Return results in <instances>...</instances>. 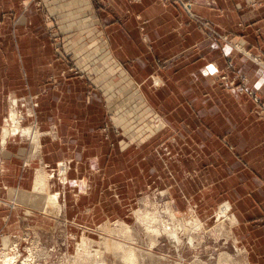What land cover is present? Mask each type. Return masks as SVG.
<instances>
[{
    "label": "crops",
    "instance_id": "0c3cea01",
    "mask_svg": "<svg viewBox=\"0 0 264 264\" xmlns=\"http://www.w3.org/2000/svg\"><path fill=\"white\" fill-rule=\"evenodd\" d=\"M221 34L264 62V0H0V230L20 229L19 210L48 223L52 192L78 229L165 191L205 224L226 200L235 249L264 264V115L251 95L264 103V67ZM13 111L39 131L34 153L3 141Z\"/></svg>",
    "mask_w": 264,
    "mask_h": 264
},
{
    "label": "rangeland",
    "instance_id": "374dc122",
    "mask_svg": "<svg viewBox=\"0 0 264 264\" xmlns=\"http://www.w3.org/2000/svg\"><path fill=\"white\" fill-rule=\"evenodd\" d=\"M183 5L189 10L186 2ZM219 36L223 40L231 41L237 51L251 57L264 67V62L260 61L253 51L244 48L240 40H233L228 34ZM220 78L232 91H240L245 87L242 79L229 78L225 73L221 74ZM251 95L257 113L264 115V103L254 94ZM19 123L22 126H29L30 129L33 127L30 123ZM28 137L20 138L29 143L31 147L29 152L34 153L36 147ZM62 174L59 176L61 181L65 180ZM167 195L165 191L156 190L150 194H138L135 202L126 212L119 211L117 206L110 204L107 206L109 216L102 220L103 222L82 224L78 229L75 226H67L62 215L63 203L60 200L55 206L46 204V207L41 209L42 215L56 216L47 217L51 218L50 221L48 223L42 221L41 225L28 219L37 217L32 210H19L21 227L18 234L20 237L24 236L20 243L24 252L22 258H30L25 264H98L94 261L93 255L99 252L105 264H245L244 258L234 247L230 221L226 217L229 214L222 216L218 213L219 207L226 200L217 204L211 223L202 222L203 225L199 227L193 224L185 226L179 225L178 219L182 222L189 220L191 218L189 213L178 214ZM13 201L4 202L9 204L7 205L9 208H13L15 207L12 205ZM173 212L176 219L172 217ZM194 216L199 219L195 214ZM159 219L164 223L174 221L172 228L176 224L175 232L179 230L176 233L178 236L168 234V229L164 231L156 228L157 232L154 233L148 230L149 225L157 227V223L151 222ZM9 234L11 235L7 230H0V264H3V252L11 245L9 237L12 235ZM112 243L118 244L113 246ZM128 248L134 254L128 255ZM127 255L132 257L131 262L127 261Z\"/></svg>",
    "mask_w": 264,
    "mask_h": 264
},
{
    "label": "bare ground",
    "instance_id": "6f19581e",
    "mask_svg": "<svg viewBox=\"0 0 264 264\" xmlns=\"http://www.w3.org/2000/svg\"><path fill=\"white\" fill-rule=\"evenodd\" d=\"M14 117H15V113L13 111V112L10 113L8 119L11 118L14 123H13V125H9L8 128H5L4 127V129H3V136H2L3 141H6V138L8 137L7 135H9V137L15 136V134L18 135V136H20V137L23 136V135H26V136H23V137H28V135H30V137H28V138L29 139L31 138V141L34 143V145H35V147L37 149L38 144L40 142L39 141L40 140L39 139V136H40L39 131L36 130V129H32V128L30 129V127L29 126H26V125L25 126H22V124L19 123L20 122L19 121V118L16 116L15 119H14ZM3 141H2V143H3ZM44 173H39V174L36 175L35 180H34V187H33L34 190H39V189L40 190L41 189L43 190L44 189L45 183H46V180H47V175H45ZM46 186H47V184H46ZM47 198H48L47 204L52 205V206H55L56 205V202H57L56 201V199H57V195L56 194H54V193H48L47 194ZM229 210H230L229 203L226 201V202L223 203L222 206L219 207L218 213H220L222 216L223 215L225 216V215L229 214ZM171 214H172V217L175 218L174 212L171 213ZM194 214H195L194 211L191 210L189 212V214H188L191 217V218H189V220H187V221L185 220V221L182 222L181 220L178 219L179 225L181 224V225H185L186 226L187 224H193V225H198V227L200 225L202 226L203 225L202 224V221L200 219H197L194 216ZM183 215H185V214H183ZM226 217L229 218V221H231V223L233 222V219H231V215L230 216H226ZM173 222H168V223L166 222V223H164V221H162L160 219L159 220H156V221L153 220L151 223L152 224H156L157 223L158 225H157V227H154L152 225H149V229L148 230L153 231V233H154V231L157 232L156 228H158V229L160 228L161 230H164V231L166 229H168L167 230L168 231V234L173 235V236H176L177 235L176 233L179 230L175 232L176 224H175V227L172 228V225H174ZM180 228H181V226H180ZM10 233L12 235L11 236L9 234V236L12 237V238L9 237L11 239V245H9V249L8 250H5L3 252V255H2V257H3V259H2L3 264H14L16 262L19 263V264H25V262L28 261L30 258L28 257L26 259L24 257L26 260L24 258H22L23 257L22 254L24 252L22 251V248H21L22 245L20 243H21V240L24 239L23 238L24 236H21L20 237V235L18 234V233H20L19 230L16 231V232H10ZM155 237H157V236H155ZM112 244H113V246H115V245L117 246L118 243H112ZM128 249H126V250H128ZM128 252H129L128 255L133 253L131 251V249H129ZM94 254H95V255H93L94 256V261L98 262V264H105L104 258L101 256V254L99 252H95ZM128 255H127L126 259H127V261L131 262L132 257H130ZM26 264H28V263H26Z\"/></svg>",
    "mask_w": 264,
    "mask_h": 264
},
{
    "label": "built area",
    "instance_id": "2783aa9c",
    "mask_svg": "<svg viewBox=\"0 0 264 264\" xmlns=\"http://www.w3.org/2000/svg\"><path fill=\"white\" fill-rule=\"evenodd\" d=\"M16 117V116H15ZM15 117H14V119H15ZM9 118V116L7 117V122H6V124H5V126L4 127H8L9 125H13V120L10 118V119H8ZM27 134V133H26ZM24 136V135H23ZM23 136H21V137H23Z\"/></svg>",
    "mask_w": 264,
    "mask_h": 264
},
{
    "label": "snow or ice",
    "instance_id": "6c2138e0",
    "mask_svg": "<svg viewBox=\"0 0 264 264\" xmlns=\"http://www.w3.org/2000/svg\"><path fill=\"white\" fill-rule=\"evenodd\" d=\"M209 70H214V69H211V68H210Z\"/></svg>",
    "mask_w": 264,
    "mask_h": 264
}]
</instances>
